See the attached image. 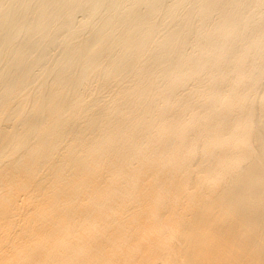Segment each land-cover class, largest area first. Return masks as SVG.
I'll return each instance as SVG.
<instances>
[{"label":"bare ground","instance_id":"6f19581e","mask_svg":"<svg viewBox=\"0 0 264 264\" xmlns=\"http://www.w3.org/2000/svg\"><path fill=\"white\" fill-rule=\"evenodd\" d=\"M0 264H264V0H0Z\"/></svg>","mask_w":264,"mask_h":264}]
</instances>
